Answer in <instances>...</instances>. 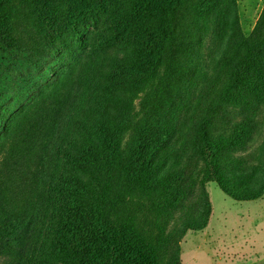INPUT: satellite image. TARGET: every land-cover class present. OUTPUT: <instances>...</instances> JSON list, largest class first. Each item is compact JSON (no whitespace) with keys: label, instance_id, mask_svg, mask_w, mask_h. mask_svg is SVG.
<instances>
[{"label":"trees","instance_id":"trees-1","mask_svg":"<svg viewBox=\"0 0 264 264\" xmlns=\"http://www.w3.org/2000/svg\"><path fill=\"white\" fill-rule=\"evenodd\" d=\"M66 2L0 0L2 264H182L208 183L264 194V5L245 36L235 0Z\"/></svg>","mask_w":264,"mask_h":264},{"label":"rangeland","instance_id":"rangeland-1","mask_svg":"<svg viewBox=\"0 0 264 264\" xmlns=\"http://www.w3.org/2000/svg\"><path fill=\"white\" fill-rule=\"evenodd\" d=\"M113 1L118 5L122 3L123 9L128 3V0ZM59 5L63 12L67 10L66 0H59ZM263 5L264 0H235L227 22L230 23L236 16L242 33L247 36L251 33ZM26 16L27 12L23 11L16 25L20 31L28 33L33 27ZM104 24L100 21L98 27L101 28ZM55 28L58 29V27ZM46 39L42 64L50 63L56 66L54 62L57 60L60 45L51 36L47 35ZM16 68L10 65L7 73L14 77L18 72ZM27 71L28 69L20 68L22 73ZM30 72L35 74L34 71ZM142 92L143 90L141 91L139 87L137 91L132 92L134 95L132 94L131 104H137L140 101ZM6 93H11V91L8 90ZM127 96L128 94H125L124 98ZM263 158L260 164L251 166L245 173L246 179L248 175L250 176L253 191L258 190L264 184ZM205 191L210 206L209 219L202 230L186 231L180 243L181 263L264 264V194L254 200H235L227 196L215 183H208ZM2 262L3 258L0 257V264Z\"/></svg>","mask_w":264,"mask_h":264}]
</instances>
